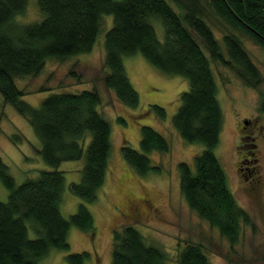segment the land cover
<instances>
[{
    "label": "trees",
    "instance_id": "16d2710c",
    "mask_svg": "<svg viewBox=\"0 0 264 264\" xmlns=\"http://www.w3.org/2000/svg\"><path fill=\"white\" fill-rule=\"evenodd\" d=\"M180 4L183 16L168 0H36L41 18L24 23L17 17L26 13L29 0H0V121L7 104L26 117L41 142L38 155L52 168L18 184L0 156V179L9 191L7 201H0V264H38L53 248L68 251L72 226L95 232L86 203L98 198L112 148L111 123L98 111L99 90L55 93L35 107L22 99L25 92L17 79L39 75L50 59L90 52L103 29L104 15L113 16V25L105 36L108 72L103 82L124 104L140 105L125 56L140 53L160 72L189 80L190 88L180 94L173 121L185 141L201 143L204 150L196 155L194 167L180 163L181 190L201 218L232 243L238 241L242 223L250 218L230 190L216 154L223 111L211 59L231 68L246 86L262 83L245 38L264 50V0H182ZM156 22L163 26V39L158 37ZM151 107L159 117H166L163 107ZM140 142L141 150L128 143L122 146L124 160L140 176L159 171L148 154L168 152V141L154 128L142 126ZM82 158L81 179L72 182L70 190L84 203L65 218L60 205L66 177L59 166ZM30 227L35 238L29 234ZM204 249L200 243H187L175 264H212ZM90 257L87 251L68 253L66 264H87ZM170 260L163 248L148 244L135 226L114 232L113 264H170Z\"/></svg>",
    "mask_w": 264,
    "mask_h": 264
},
{
    "label": "rangeland",
    "instance_id": "374dc122",
    "mask_svg": "<svg viewBox=\"0 0 264 264\" xmlns=\"http://www.w3.org/2000/svg\"><path fill=\"white\" fill-rule=\"evenodd\" d=\"M180 1L168 0L183 16L185 10ZM29 4L26 13L17 17L18 21L28 23L41 18L36 0H29ZM112 25L113 16L104 15L103 29L90 52L75 54L65 60L50 59L39 75L17 79L18 87L25 92L22 99L35 107L55 93H80L97 88L102 96L98 111L112 126V148L105 183L97 200L86 203L93 216L95 232L92 234L72 226L68 234L70 249L53 248L38 264H66L68 253L83 251L91 253L87 264H113L114 232L125 225L135 226L148 244L163 248L171 259L170 264H175L178 252L193 242L204 246L212 264H264V143L258 152L257 167L251 145L245 150L237 148L241 144L239 130L244 120L259 118L264 125L263 48L245 38V47L263 76L258 87L246 86L231 68L211 59L223 111L216 154L225 167L230 190L250 218L249 223H242L238 241L232 243L189 206L181 190L180 163L186 162L194 167L196 155L204 150L201 143L185 141L173 121L180 106V94L190 88L189 80L160 72L140 53L125 56L124 64L140 95V105L133 108L124 104L103 82V76L108 72L104 67L105 36ZM155 27L158 37L163 39L162 24L156 22ZM204 50L209 54L206 48ZM151 105L163 107L166 117H159ZM2 109L0 156L17 183L36 177L42 169H52L37 153L41 142L28 119L11 105H4ZM142 126L154 128L170 145L168 152L156 150L148 154L152 165L160 170L146 176L137 175L122 156L125 143L141 150ZM15 135L18 139L14 138ZM252 142L254 140L247 138L244 145ZM239 160L246 162L242 163L247 168L245 171H239ZM84 163L85 158H82L65 161L59 166L66 177L60 205L65 218L76 213L79 204L84 203L70 190V184L81 179ZM8 195L9 191L0 179V201H7ZM29 234L36 237L31 227Z\"/></svg>",
    "mask_w": 264,
    "mask_h": 264
},
{
    "label": "flooded vegetation",
    "instance_id": "af4514ba",
    "mask_svg": "<svg viewBox=\"0 0 264 264\" xmlns=\"http://www.w3.org/2000/svg\"><path fill=\"white\" fill-rule=\"evenodd\" d=\"M258 119L255 120V121L248 120V123H245L246 120H244L242 122V124L240 126V130H239L240 133H241V135H240V143L241 144L237 145V148L241 147L244 150H245V147L247 145H251V147H252L251 151L254 152L253 156H256V157H254V159L257 162L256 163L257 166L259 165V159H260L259 156H258V152L261 149L262 144L264 143V125L261 124ZM247 138L250 139L251 141L254 140V142L244 145V141ZM244 156H246V154ZM239 163H240L239 164V171H245L247 168L245 166H243L242 163L245 164L246 162L243 161V160H239ZM246 179H248V176H246Z\"/></svg>",
    "mask_w": 264,
    "mask_h": 264
},
{
    "label": "water",
    "instance_id": "95a60500",
    "mask_svg": "<svg viewBox=\"0 0 264 264\" xmlns=\"http://www.w3.org/2000/svg\"><path fill=\"white\" fill-rule=\"evenodd\" d=\"M245 123H248V120H246Z\"/></svg>",
    "mask_w": 264,
    "mask_h": 264
}]
</instances>
